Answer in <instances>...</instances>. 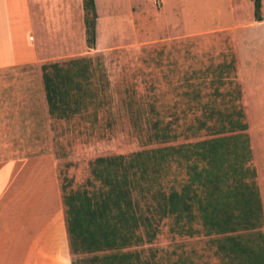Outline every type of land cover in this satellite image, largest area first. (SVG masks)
<instances>
[{
    "label": "rangeland",
    "instance_id": "374dc122",
    "mask_svg": "<svg viewBox=\"0 0 264 264\" xmlns=\"http://www.w3.org/2000/svg\"><path fill=\"white\" fill-rule=\"evenodd\" d=\"M95 5L96 41L89 48L82 0H68L63 12L33 0L35 52L30 61L0 68V167L15 162V183L35 185L37 189L25 190L26 198L43 197L46 188L47 197L55 193L59 206L63 178L80 187L91 177L94 158L164 145L148 141L150 125L158 117L170 118L167 110L179 99L176 92L186 88L179 85L182 77L194 67L234 55L251 164L264 204V0L260 21L253 0H95ZM77 57L92 58L93 68L96 58L102 62V70L93 72L92 86L103 92L104 101L70 120L51 118L40 66ZM99 76L106 80L103 88L95 80ZM152 103L157 113L150 111ZM183 104L181 99L178 106ZM190 140L194 138L168 143ZM170 224V218L164 219L152 242L128 249L139 251L146 264H236L216 253L210 241L214 235H178ZM21 246L10 256L15 264L25 258ZM90 256L73 255L67 243L49 256L48 264H91Z\"/></svg>",
    "mask_w": 264,
    "mask_h": 264
},
{
    "label": "trees",
    "instance_id": "16d2710c",
    "mask_svg": "<svg viewBox=\"0 0 264 264\" xmlns=\"http://www.w3.org/2000/svg\"><path fill=\"white\" fill-rule=\"evenodd\" d=\"M85 42L96 41L95 0L82 1ZM261 0H253L257 21ZM89 57L41 64L47 113L70 120L103 92L92 86L102 62ZM167 77L168 74H165ZM100 88L104 76L95 79ZM167 113L151 122L148 141L165 143L127 154L98 156L90 178L77 188L64 177L61 200L69 250L91 254V264H146L139 251L150 243L162 221L171 219L178 235H214L216 253L236 264H264V210L253 165L248 123L232 55L194 67L179 82ZM183 106L179 107L180 100ZM150 111L157 113L152 103ZM194 140L168 143L178 138ZM185 178L179 180L178 176ZM178 185V188L175 187Z\"/></svg>",
    "mask_w": 264,
    "mask_h": 264
},
{
    "label": "crops",
    "instance_id": "0c3cea01",
    "mask_svg": "<svg viewBox=\"0 0 264 264\" xmlns=\"http://www.w3.org/2000/svg\"><path fill=\"white\" fill-rule=\"evenodd\" d=\"M32 1L0 0V68L30 61L35 52ZM34 1L46 9L48 3L56 9L60 7L61 12L68 8V0ZM10 163L0 167V264H15L10 256L16 254L15 248L21 243L25 255L23 264H48L49 256L59 254L68 243L61 192L57 194L59 206L56 205L55 193L51 199L47 197L46 188L43 189L47 192L43 197L30 201L25 190L37 188L30 182L15 183L18 170L15 162ZM46 179L43 177L45 185Z\"/></svg>",
    "mask_w": 264,
    "mask_h": 264
},
{
    "label": "built area",
    "instance_id": "2783aa9c",
    "mask_svg": "<svg viewBox=\"0 0 264 264\" xmlns=\"http://www.w3.org/2000/svg\"><path fill=\"white\" fill-rule=\"evenodd\" d=\"M156 2V1H155Z\"/></svg>",
    "mask_w": 264,
    "mask_h": 264
}]
</instances>
